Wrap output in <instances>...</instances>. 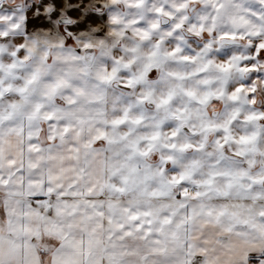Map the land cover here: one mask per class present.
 <instances>
[{
  "label": "clouds",
  "instance_id": "clouds-1",
  "mask_svg": "<svg viewBox=\"0 0 264 264\" xmlns=\"http://www.w3.org/2000/svg\"><path fill=\"white\" fill-rule=\"evenodd\" d=\"M209 3L0 0V81L15 89L39 75L0 129V239L12 264H264V0H229L211 23ZM20 99L5 88L0 111ZM222 170L231 175L201 183Z\"/></svg>",
  "mask_w": 264,
  "mask_h": 264
},
{
  "label": "snow or ice",
  "instance_id": "snow-or-ice-1",
  "mask_svg": "<svg viewBox=\"0 0 264 264\" xmlns=\"http://www.w3.org/2000/svg\"><path fill=\"white\" fill-rule=\"evenodd\" d=\"M135 5L136 6H139L140 5V0H135ZM179 8L181 9H185L187 7V4L182 2L178 5ZM209 7H211L213 9V14L209 15L207 17V21L208 23H211L213 22L215 19H216V15L214 13H218L220 12L221 10L223 9H226V8H229L231 7L230 3H229V0H210V3H209ZM155 11L157 13H160L162 11H164L162 8H156ZM185 19H187V17H185ZM153 28L157 27L156 24H153L152 25ZM181 25L177 24L176 25V28H180ZM199 27L201 28V30L205 27L204 24H200ZM140 33H142V38L143 37H147L148 33L146 30H144L143 28H140L138 30ZM208 31H212V28L209 27L208 28ZM234 34L232 33H228V32H222L221 33V36L222 37H229V36H232ZM158 47V45H157ZM257 49H264V42H261L259 43L257 46ZM180 51V48L179 47H176V48H173L171 50H169L168 52L165 53L166 56H174L177 52ZM151 56L153 57H156L157 56V53L154 51L150 54ZM181 59L183 60H190L192 59V57L190 56H181L180 57ZM211 63V61L209 62ZM9 68H15L16 65L15 64H10L8 66ZM156 67V61L153 60L149 63H147L145 65V72H144V75L145 76H148V75H152L154 76L155 75V69ZM217 67L221 70V71H227L231 65H217ZM250 67L254 68L255 65H250ZM207 68V65H205V69ZM2 70H3V67L0 66V74H2ZM204 69H201V71H203ZM114 71L113 70L112 72L106 74V75H103L100 77L101 80H111L113 79L114 77ZM172 75H176L175 73H172ZM130 79V78H129ZM39 83V75H38V72L36 71H33L31 74H29L27 77L24 78V84L20 87H17L15 89H12V86L10 84H5L3 81H0V96H2L4 94V90L5 88H7V90L9 91H13L14 93L18 94L21 99L19 100V102H13L11 105H10V110L5 113L4 111H0V129H3L5 123H13L14 122V119H15V115H16V112L17 110H21L23 105L26 103V98H27V94L28 92L31 90V88L38 84ZM65 83V81L63 80H57L56 82L52 83L51 85H49V92L50 93H54L61 85H63ZM243 85H241L240 87L236 88L234 92H232L231 94V98L233 100L237 99V95L236 93L240 92L241 89H242ZM45 94H48V93H45ZM172 93L169 92L168 95L166 96H161L159 98V101H158V106L159 105H167L170 103L171 99H172ZM186 95L188 96H192V97H195V99L197 100V102L199 103H204L207 101L208 97L207 96H204V97H200V96H196V94L192 91H186ZM139 100L141 101H146L149 99V94H144V95H141L140 97H138ZM36 110L38 111L39 108H40V105L37 104L36 106ZM180 112H183L184 109H179ZM264 115V114H262ZM51 118L50 114H49V119ZM127 117H125L126 119ZM251 118V117H250ZM143 117H138L137 118V122H139L140 120H142ZM177 119H179V117H177ZM122 121H115V123H121ZM206 127H214V125H206ZM9 131L11 132L12 130L9 129ZM65 131H67V128H65ZM177 135L176 132H172L170 134L171 137H175ZM151 139H156V135H154L153 137H151ZM247 137H240V142H246L247 141ZM228 140V137L225 136L224 138V141H218V143H220L221 145L226 142ZM4 137H3V133L0 132V152L3 151V147H4ZM10 143V141H9ZM31 147V145H30ZM166 147L168 148H171V149H175L178 147V145L175 143V142H172V143H169L166 145ZM193 148V149H198L200 146L199 145H189V144H180L179 145V148L181 149H186V148ZM9 164L10 165H14L15 164V161L13 160H9ZM189 173L187 172H184V173H181V175H179L178 177L177 176H174L172 179L175 183L177 184H182L183 181L185 180V176L188 175ZM231 173H229L228 171H217V172H213L210 174L209 177L205 178L203 181H201V183H203L204 185H207L209 187L213 186L214 183H215V180L214 178L217 177V176H230ZM0 182L4 183V184H7L9 181L7 179H4L3 177H0ZM30 183H34V181H30ZM118 190H123L122 188L121 189H118ZM47 191L49 193L53 192V189L51 187H49L47 189ZM14 195L16 194H19L17 192H14L12 193ZM28 195H35V193H27ZM75 194V193H74ZM183 195H187V190L185 189ZM194 196H201L202 193L201 192H196V193H193ZM145 215H148V213H144ZM223 214V211L220 210V211H216L214 212L213 210L209 209L208 212H207V215L209 217H212V216H218V215H222ZM139 214L138 213H134L132 215V219H136V217L138 216ZM171 220L170 217H164V222H169ZM147 223L151 224V220L147 221ZM139 227V225L137 226ZM14 255V250H13V245L12 243L9 241L7 244H5V242L0 239V264H12V257ZM68 264H72L71 261L68 262Z\"/></svg>",
  "mask_w": 264,
  "mask_h": 264
}]
</instances>
